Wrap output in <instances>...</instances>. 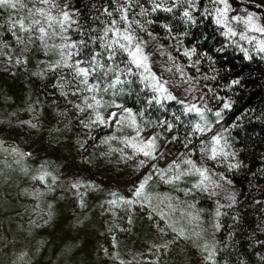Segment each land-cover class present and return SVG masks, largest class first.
I'll list each match as a JSON object with an SVG mask.
<instances>
[{
    "label": "rangeland",
    "instance_id": "obj_1",
    "mask_svg": "<svg viewBox=\"0 0 264 264\" xmlns=\"http://www.w3.org/2000/svg\"><path fill=\"white\" fill-rule=\"evenodd\" d=\"M185 1L193 4L197 0ZM208 1L226 42L247 54L264 53L259 50L264 32L246 23L252 17L264 27L261 12L234 0ZM250 1L264 6V0ZM23 3V9L0 7V264H210L204 260V246L216 251L215 224L242 198L236 181L218 165L240 163L239 150L225 127L224 116L232 100L208 94L178 41L167 42L141 27L130 28L148 57L147 70L131 63L154 97L180 105L196 117L195 128L200 125L205 129L195 135L208 143L207 151H188L172 141L165 128L145 123L121 103L107 79H97L92 73L88 84L94 87L89 91L80 83L82 77L74 78L72 69L51 70L62 58L57 46L76 41L72 33L76 24H66L67 31L61 32L60 25L54 23L48 29L47 47L39 39L29 42V36L39 33L12 27V21L21 18L26 26L32 19L43 21L36 8L51 10L57 19L62 18V10L75 13L74 0H56L58 7L40 0ZM225 6L226 12L217 11ZM72 18L78 21V14ZM218 19L222 23H217ZM13 31L24 43L17 41ZM53 31L57 35L53 36ZM84 58L80 53L69 63ZM17 59L21 63L17 64ZM169 95L174 99H168ZM225 103L230 107L225 109ZM192 105L200 112L188 111ZM113 113L117 115L113 117ZM97 114L105 123H92ZM153 137L155 149L151 150L146 142ZM214 148L229 155L212 159ZM138 149L152 154L145 156ZM193 165L207 169V191L204 186L193 187L202 179ZM45 171L51 175L43 183L33 179ZM146 176L151 179L137 197L135 190ZM175 176L180 179L166 182ZM124 213L126 220H135L120 226L117 215ZM181 229L188 239L178 235ZM261 236L264 242V225ZM165 244L167 248L160 247Z\"/></svg>",
    "mask_w": 264,
    "mask_h": 264
},
{
    "label": "trees",
    "instance_id": "obj_2",
    "mask_svg": "<svg viewBox=\"0 0 264 264\" xmlns=\"http://www.w3.org/2000/svg\"><path fill=\"white\" fill-rule=\"evenodd\" d=\"M128 3L131 4L128 19L123 21L119 11H113L112 17L102 14L104 7L116 8L112 0H74L79 30H74L76 24L72 33L76 41L87 42L81 53L89 60L94 53H101L97 59L103 67H96L93 76L107 79L121 103L145 123H158L165 128L172 141L188 151H207L208 143L195 135L196 117L174 102L158 101L126 52L114 46L115 57L107 58L108 51L101 44L108 42L111 33L106 41L100 39L105 25L115 19L118 27H141L167 42L178 41V47L188 53L185 58L188 65L200 74L198 77L208 94L214 99L232 100L224 116L225 127L228 138L239 150L240 167L230 169V163L225 166L221 162L218 165L225 175L236 181L242 198L220 219L215 264H264V243H261L264 225V53L247 54L238 45L226 42L213 19L208 0H197L193 4L185 0H128ZM156 4L160 7L152 11ZM186 11L189 16L184 15ZM88 66L90 70L94 67ZM117 219L122 221L120 226L135 220H126L125 213L118 214Z\"/></svg>",
    "mask_w": 264,
    "mask_h": 264
},
{
    "label": "snow or ice",
    "instance_id": "obj_3",
    "mask_svg": "<svg viewBox=\"0 0 264 264\" xmlns=\"http://www.w3.org/2000/svg\"><path fill=\"white\" fill-rule=\"evenodd\" d=\"M223 2V0H222ZM41 4L44 5H48L51 3L52 7H58V3H56V0H40ZM112 3L116 5V8L114 10H109L108 7H104L103 9V15L107 16V17H112L113 16V11H119L120 12V19L123 21H127L128 16H127V12L129 10V8L131 7V4L128 3V0H124V3H121V0H112ZM0 7H4V8H11V9H17V8H25L26 5L23 3V0H0ZM68 5L67 3H65L64 8L67 9ZM160 7V4H156L155 7L152 9V11H156L158 8ZM167 11H171V9H166ZM218 12H226L227 11V6H225V8L223 10L218 9ZM29 13L30 15L33 14L32 10L29 9ZM35 13L39 14V16L43 17V21L41 19H32L29 24L26 26L25 25V19L21 18L19 20H15L12 21V27L15 28L17 25L19 26V30L22 32H31V33H39L38 36H29V42H32L33 39H39L42 43H44L45 47H47V40L46 38L49 36V31L48 29L52 28V25L54 23H58L61 27V32H66L67 28H65V25L67 24L68 27H71V25L73 24H77V28L74 29L75 31L79 30V25L78 22L76 20H74L72 18V15L74 14H78V10H76L75 13H71L67 10H62L60 13V16L62 17L61 19H57L56 16H54L51 12V10L46 11L45 8L41 7V8H36L35 9ZM185 16H189V13L186 11L184 13ZM190 18V17H189ZM97 19H99V17H97ZM233 19H235V17H233ZM46 23L47 27L43 26V24ZM217 23H222L221 20H217ZM246 23L248 25H250L254 30L256 31H260V32H264V27H260L259 25H257L252 17H249L248 20L246 21ZM229 32L232 35H236L235 32H233L231 29H229ZM109 33H111V41L110 42H105L101 44V47L106 49L108 51V59H113L116 55V51H115V47H118L120 50L127 52L128 56L131 59V62L133 64H135L137 67H144L145 70H147V64L146 61L148 59L147 55L143 54V49L141 47V44L136 42L137 38L135 35L132 34L131 30H130V26L128 28H125L124 30H121L118 27V21L115 19H112L110 21V23H107L105 25V27L103 28V36L100 37V39L102 41H106V39L109 37ZM13 36H16V33L13 31ZM52 35L55 36L57 35L54 31L52 32ZM64 40H68L69 38L67 36H62L61 37ZM241 38H244L243 36ZM16 39L19 43H24L23 39L19 36H16ZM115 46V47H114ZM57 47L61 48V60H58L55 64L51 65L50 68L51 70H56L59 67H67L73 70V74H74V78L75 77H82L80 83L83 85H86L88 90L90 91L92 89V87H94L93 85H89L88 84V77L90 75H92V72L95 71L96 67H103V64H101L99 62V60L97 59V57L102 56L101 53L97 52L94 53L91 56V60H89L87 57H85L84 59H77L75 60L73 63H69V60L72 59L73 56H79L81 53V49L82 48H86L87 47V42L81 40V41H73L71 43H65L62 45H58ZM73 49H75V51H72ZM259 50L261 52H264V43H262L260 45ZM188 54V53H186ZM16 63L19 64L21 63V61L19 59L16 60ZM84 64H91L94 67L90 68L89 67H84L82 65ZM130 71V70H129ZM117 82H119V80H117ZM234 84L239 83V81H233ZM61 87H63V85H61ZM79 88H76V92H79ZM161 90H163L161 88ZM64 95H66V93H62ZM73 94H76L75 92ZM168 99H174V97H172L171 95H169L167 97ZM89 108L92 107V105H88ZM230 107L229 103H225L224 104V108L227 109ZM195 110L197 112H200V109L196 108L195 105H192L191 108L188 109V111H192ZM81 111H83V109H81ZM116 113H113L112 116H116ZM215 115L217 117L221 116L220 112H216ZM112 117H109V119H111ZM99 122L101 124L105 123V120L103 118H101L99 116V114H97L96 116V120L92 121V123H96ZM22 123H30V121H22ZM36 125H32V127H35ZM86 127H88V125H86ZM169 127H171V125H169ZM196 131H200L203 132L205 131L204 128L200 127V125L196 126ZM213 140L216 144L220 143L219 138L217 137H213ZM146 146L151 149L154 150L155 149V138H150L147 142H146ZM138 151H142L143 155L145 156H151L152 152L151 151H144L143 149H138ZM219 154H223L225 156L229 155L228 153H223V150H221L220 153H218L216 151V149H213L212 152V159H215L217 157V155ZM143 163V161L141 162ZM187 163L191 164L192 161H187ZM155 167V166H153ZM169 167H172V165H170ZM176 167H179V165H176ZM240 167V164L236 163V164H230L229 168H238ZM193 168L195 169V172L198 173L200 175V177L202 178L197 184H195L193 187L200 189L202 186L205 185V181L208 180V175L207 173V169H199V168H195V166L193 165ZM51 173L49 172H44L43 174L33 177L34 180H39L40 182H44L45 178L47 176H50ZM53 181H55L56 177H52ZM151 179L150 176H146L144 178V180H142L140 182V184L138 185V187L135 190V195L137 197H139L144 189L145 184L148 182V180ZM172 179H176L179 180L180 176H175L173 178H169L166 182L171 183ZM227 183L231 184V181H227ZM73 187H77L76 184L73 185ZM216 187H219V185H216ZM204 191H207V187L204 186L203 187ZM215 194V193H212ZM233 202H235V197H232ZM126 203H134V201H125ZM83 202H81L82 204ZM113 203H115V201H113ZM257 203H260V201H257ZM231 206V205H230ZM221 215L220 211L217 210L216 212V216L219 217ZM221 227V225L219 224V222H217L215 224V228L217 230H219ZM163 231V230H161ZM173 231H176L175 228H173ZM178 235L180 237H183L185 239H188L187 236H185V232L183 229H181L178 232ZM198 235V234H197ZM169 243H171V241H169ZM264 243V242H261ZM160 247L163 248H167V244L165 245H161ZM204 250L207 252V255L204 256V260L206 261H210L212 262V264H215V251L212 249H209L208 245L204 246Z\"/></svg>",
    "mask_w": 264,
    "mask_h": 264
},
{
    "label": "water",
    "instance_id": "obj_4",
    "mask_svg": "<svg viewBox=\"0 0 264 264\" xmlns=\"http://www.w3.org/2000/svg\"><path fill=\"white\" fill-rule=\"evenodd\" d=\"M235 2L245 5L249 8H253L257 10L258 12H261L264 16V6L255 2V1H250V0H234Z\"/></svg>",
    "mask_w": 264,
    "mask_h": 264
}]
</instances>
